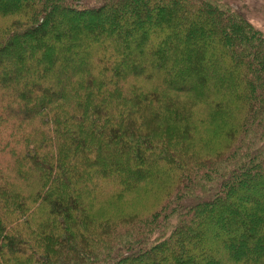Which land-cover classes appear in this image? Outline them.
Instances as JSON below:
<instances>
[{
  "label": "trees",
  "instance_id": "16d2710c",
  "mask_svg": "<svg viewBox=\"0 0 264 264\" xmlns=\"http://www.w3.org/2000/svg\"><path fill=\"white\" fill-rule=\"evenodd\" d=\"M255 1L0 0V264H264Z\"/></svg>",
  "mask_w": 264,
  "mask_h": 264
},
{
  "label": "rangeland",
  "instance_id": "374dc122",
  "mask_svg": "<svg viewBox=\"0 0 264 264\" xmlns=\"http://www.w3.org/2000/svg\"><path fill=\"white\" fill-rule=\"evenodd\" d=\"M255 3H256V7L257 8L255 10H251L249 16H250V19L254 22L255 25L261 27L264 30V4H261V2L259 0H258V2L255 1ZM58 14L59 13L56 12V14L54 13V16L58 15ZM18 18H20V16ZM14 19H16V18H14ZM97 61L100 62V64L102 66H106L107 65L106 63L103 64L99 59H97ZM213 230L210 229V233L212 234V236H214ZM218 255L221 256L222 259H225V260L228 259L227 253H224V252L223 253H218Z\"/></svg>",
  "mask_w": 264,
  "mask_h": 264
}]
</instances>
